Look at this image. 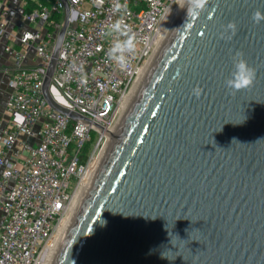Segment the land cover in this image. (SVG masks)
<instances>
[{"label": "water", "instance_id": "1", "mask_svg": "<svg viewBox=\"0 0 264 264\" xmlns=\"http://www.w3.org/2000/svg\"><path fill=\"white\" fill-rule=\"evenodd\" d=\"M63 1L43 93L54 110L91 124L53 97L71 17ZM256 10L264 13V0H209L190 21L186 7L127 116L106 132L107 154L54 264H264V21L252 20ZM237 52L256 79L233 95L225 82Z\"/></svg>", "mask_w": 264, "mask_h": 264}, {"label": "built area", "instance_id": "2", "mask_svg": "<svg viewBox=\"0 0 264 264\" xmlns=\"http://www.w3.org/2000/svg\"><path fill=\"white\" fill-rule=\"evenodd\" d=\"M30 1L35 7L23 13L22 21L34 29L13 36L18 46H5L13 65L7 112L17 119L3 130L0 142V264L46 263L76 191L107 150L110 138L106 132L118 125L125 96L158 50L165 26L186 2L119 0L127 4L125 20L138 41L129 69L121 71L107 61L109 42L100 36L117 18L113 12L116 0L102 4L66 0L71 17L53 80L59 93L53 97L91 120L89 124L54 110L43 93L53 48L66 18L65 3ZM10 25L11 8L0 0V45L7 36L11 39ZM30 48L38 63L28 67L25 61ZM81 66L86 84L80 82Z\"/></svg>", "mask_w": 264, "mask_h": 264}, {"label": "clouds", "instance_id": "3", "mask_svg": "<svg viewBox=\"0 0 264 264\" xmlns=\"http://www.w3.org/2000/svg\"><path fill=\"white\" fill-rule=\"evenodd\" d=\"M97 3L102 4L103 0H97ZM208 4L209 0H186L187 16L190 21L200 17L207 10ZM113 12L117 14V18L101 30L100 36L109 42V47L105 53L107 61L115 64L119 70L127 71L130 66L129 58L133 57L137 51V36L125 20L127 4H122L119 0H116V3L113 4ZM252 20L255 23L264 21V13L256 10L252 15ZM185 26H190V22ZM227 28L231 30L233 36L236 34L237 25L235 22H229ZM78 70L80 82L86 84L87 75L83 67H79ZM255 79L256 69L249 66L243 58L242 52H237L234 57V71L231 73V77L226 80V87L234 95L238 91L251 88ZM192 91L193 95L199 98L203 90L200 87H196Z\"/></svg>", "mask_w": 264, "mask_h": 264}, {"label": "bare ground", "instance_id": "4", "mask_svg": "<svg viewBox=\"0 0 264 264\" xmlns=\"http://www.w3.org/2000/svg\"><path fill=\"white\" fill-rule=\"evenodd\" d=\"M186 7H187L186 2H184L181 5V7L179 9H177L175 16L172 17L170 23L165 26L164 31L162 32V34L160 36V46H159L158 50L155 52V54L152 56V58L147 62L146 66L140 71V74H139L133 88L128 93V95L125 96L123 103H122V106H121L120 121H119L118 125L112 130V132H115L116 130H118L122 121L127 116L137 94L139 93V91L143 87L146 79L148 78L150 72L152 71V69L154 67V64H155L158 56L162 52L166 43L168 42V40H169L170 36L172 35L179 19L183 15ZM110 142H111V140L109 141V144H108V147L106 148L107 150L105 151V154H103L101 156V160H100L99 165H97L96 167L91 169V171L86 175L85 179L82 181V183L80 184V187L76 191V193L73 197L72 203L70 205L68 215L64 219L61 227L59 228V230H58V232L54 238L53 244L51 246V251L48 255V259H47L45 264H54L56 257L58 255V252H59L67 234L69 233V231H70V229L74 223V220H75L78 212L81 209V206H82L84 200L86 199V196L89 192V189L91 188V185H92L94 179L96 178V175H97V172L100 168L101 162L103 161V159L105 158V156L107 154L108 148L110 146Z\"/></svg>", "mask_w": 264, "mask_h": 264}, {"label": "crops", "instance_id": "5", "mask_svg": "<svg viewBox=\"0 0 264 264\" xmlns=\"http://www.w3.org/2000/svg\"><path fill=\"white\" fill-rule=\"evenodd\" d=\"M8 6L11 8V25L9 27V33L11 39L8 36L4 39L0 45V142L3 135V130L10 126L11 123L17 118L10 116L7 112L8 102L12 95V89L9 84L10 76L13 71L12 59L6 52L5 46L8 43L18 46V42L14 41L13 36L20 35L24 31H30L34 29L33 24L22 21V15L25 12L26 0H6ZM38 63L34 48H30L28 51L25 66H35ZM2 222V215L0 212V224Z\"/></svg>", "mask_w": 264, "mask_h": 264}, {"label": "trees", "instance_id": "6", "mask_svg": "<svg viewBox=\"0 0 264 264\" xmlns=\"http://www.w3.org/2000/svg\"><path fill=\"white\" fill-rule=\"evenodd\" d=\"M26 1H27V4H26V6H25V12H30V11H32V10L34 9L35 4L32 3L30 0H26ZM89 148H90V144H88V145L86 146L85 150L88 151Z\"/></svg>", "mask_w": 264, "mask_h": 264}, {"label": "rangeland", "instance_id": "7", "mask_svg": "<svg viewBox=\"0 0 264 264\" xmlns=\"http://www.w3.org/2000/svg\"><path fill=\"white\" fill-rule=\"evenodd\" d=\"M61 91V90H60ZM62 93V92H61ZM95 135L93 134V137H94Z\"/></svg>", "mask_w": 264, "mask_h": 264}]
</instances>
